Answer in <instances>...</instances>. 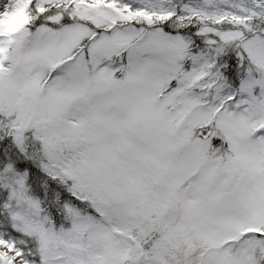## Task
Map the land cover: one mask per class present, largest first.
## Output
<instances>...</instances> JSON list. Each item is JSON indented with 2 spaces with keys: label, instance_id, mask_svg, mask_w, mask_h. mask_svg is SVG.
<instances>
[{
  "label": "snow or ice",
  "instance_id": "1",
  "mask_svg": "<svg viewBox=\"0 0 264 264\" xmlns=\"http://www.w3.org/2000/svg\"><path fill=\"white\" fill-rule=\"evenodd\" d=\"M0 264H264V0H0Z\"/></svg>",
  "mask_w": 264,
  "mask_h": 264
}]
</instances>
